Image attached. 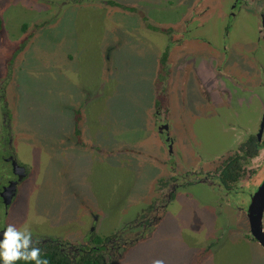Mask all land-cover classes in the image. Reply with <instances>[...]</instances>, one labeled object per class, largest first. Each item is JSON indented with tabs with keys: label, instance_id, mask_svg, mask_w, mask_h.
<instances>
[{
	"label": "flooded vegetation",
	"instance_id": "af4514ba",
	"mask_svg": "<svg viewBox=\"0 0 264 264\" xmlns=\"http://www.w3.org/2000/svg\"><path fill=\"white\" fill-rule=\"evenodd\" d=\"M100 1L106 6H127L121 0ZM213 1L193 0L170 24L155 26L145 18L147 26L166 37L165 47L157 55L148 132L156 139L159 133L164 134L167 158L154 173L147 203L104 235L99 233L104 215L100 209L85 202L92 217L89 226L81 230L79 214L72 218V213L65 215L60 196L53 195L56 185L69 191L79 204V183L73 174L65 175L63 153L72 151L74 156L93 138L85 133L83 109L90 100L70 106L67 118L71 122L62 128L65 139H44L47 146L59 151L56 160L52 157L53 164L48 165L46 159L38 164L31 148L28 157L21 153L31 133L22 127L26 124L18 123L22 115L16 106L14 75L26 46L49 16L35 18L33 26L22 21L13 30L5 18L12 1L0 2V239L13 224L31 231L33 244L41 252L66 256L73 264L83 256L100 254V264H114L136 241L152 234L180 190L200 182L214 197L222 229L219 237L206 241L188 264L202 262L203 254L204 258L209 256L236 227L262 246L245 228L250 222L247 211L251 197L264 180V0H219L220 11L209 17ZM219 14L227 18L222 28H218L219 19L224 18ZM257 106L260 114L256 119ZM200 117L216 123L230 138L214 155L204 154L196 141V119ZM37 145L36 140L31 141V147ZM139 149L155 158L160 154L157 143ZM241 193H246L247 199Z\"/></svg>",
	"mask_w": 264,
	"mask_h": 264
},
{
	"label": "rangeland",
	"instance_id": "374dc122",
	"mask_svg": "<svg viewBox=\"0 0 264 264\" xmlns=\"http://www.w3.org/2000/svg\"><path fill=\"white\" fill-rule=\"evenodd\" d=\"M11 1L5 18L13 30L22 21L33 26L35 18L49 16L26 46L14 75L16 106L22 115L18 123L26 124L22 127L31 133L21 153L28 157L31 148L38 164L44 159L53 164L52 157L56 160L59 151L46 141L65 139L62 128L71 122L67 118L70 106L90 100L83 109L85 133L93 138L74 156L70 149L63 153L65 175L73 174L79 183V204L69 191L52 186L53 195L60 196L65 205V215L79 214L81 230L92 217L85 202L100 209L104 215L99 233L104 235L147 203L154 173L167 158L164 134L156 139L148 132L157 55L166 37L147 26L145 18L155 26L173 23L193 0H121L126 7L106 6L100 0ZM213 5L209 17L221 9L219 0ZM219 16L224 18L219 19L218 28H222L227 18ZM259 114L257 106L253 117ZM196 120V141L204 154L214 155L229 143L228 133L216 123L201 117ZM32 140L38 143L36 147H31ZM155 143L160 150L156 158L139 149ZM204 186L196 182L180 190L152 234L136 241L114 264H153L156 259L164 264H188L222 229L214 197ZM241 197L247 199V194ZM248 237L240 228L232 229L197 264H264V248Z\"/></svg>",
	"mask_w": 264,
	"mask_h": 264
},
{
	"label": "clouds",
	"instance_id": "9594fccd",
	"mask_svg": "<svg viewBox=\"0 0 264 264\" xmlns=\"http://www.w3.org/2000/svg\"><path fill=\"white\" fill-rule=\"evenodd\" d=\"M0 260L3 264H16L20 260L48 264L46 259L41 258V249L34 246L31 231L13 224L6 227L0 239ZM153 264H164V261L156 259Z\"/></svg>",
	"mask_w": 264,
	"mask_h": 264
},
{
	"label": "water",
	"instance_id": "95a60500",
	"mask_svg": "<svg viewBox=\"0 0 264 264\" xmlns=\"http://www.w3.org/2000/svg\"><path fill=\"white\" fill-rule=\"evenodd\" d=\"M263 212H264V180L251 197L249 203L247 216L249 225L245 231L255 237L257 241L264 247V225H263Z\"/></svg>",
	"mask_w": 264,
	"mask_h": 264
},
{
	"label": "trees",
	"instance_id": "16d2710c",
	"mask_svg": "<svg viewBox=\"0 0 264 264\" xmlns=\"http://www.w3.org/2000/svg\"><path fill=\"white\" fill-rule=\"evenodd\" d=\"M41 258L46 259L48 264H73L67 259V257H61L58 253L55 252H41ZM101 263V255L97 254L96 256L86 255L81 257V259L74 264H100ZM3 264V263H1ZM16 264H35L34 261H17Z\"/></svg>",
	"mask_w": 264,
	"mask_h": 264
}]
</instances>
